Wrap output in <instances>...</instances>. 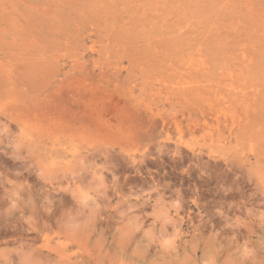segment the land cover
<instances>
[{"label": "rangeland", "instance_id": "rangeland-1", "mask_svg": "<svg viewBox=\"0 0 264 264\" xmlns=\"http://www.w3.org/2000/svg\"><path fill=\"white\" fill-rule=\"evenodd\" d=\"M0 264H264V0H0Z\"/></svg>", "mask_w": 264, "mask_h": 264}, {"label": "bare ground", "instance_id": "bare-ground-1", "mask_svg": "<svg viewBox=\"0 0 264 264\" xmlns=\"http://www.w3.org/2000/svg\"><path fill=\"white\" fill-rule=\"evenodd\" d=\"M64 200V199H63ZM222 226V225H221ZM19 257V256H18Z\"/></svg>", "mask_w": 264, "mask_h": 264}]
</instances>
